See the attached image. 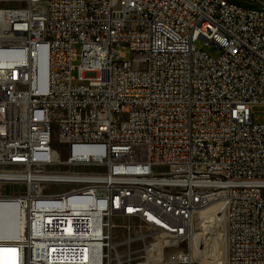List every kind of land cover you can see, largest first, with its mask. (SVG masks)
Segmentation results:
<instances>
[{"label": "built area", "instance_id": "built-area-1", "mask_svg": "<svg viewBox=\"0 0 264 264\" xmlns=\"http://www.w3.org/2000/svg\"><path fill=\"white\" fill-rule=\"evenodd\" d=\"M256 105L263 4L0 0V182L22 186L0 192L16 205L0 249L16 250L12 264H143L161 240L151 264H196L195 216L218 203V264H264Z\"/></svg>", "mask_w": 264, "mask_h": 264}, {"label": "bare ground", "instance_id": "bare-ground-1", "mask_svg": "<svg viewBox=\"0 0 264 264\" xmlns=\"http://www.w3.org/2000/svg\"><path fill=\"white\" fill-rule=\"evenodd\" d=\"M46 82V73H43L41 76V85L44 86ZM210 205L209 207H211ZM16 205L12 202H2L0 204V230L1 233H4V229H6L15 219V215L9 213L10 209L15 208ZM213 208V207H212ZM218 211L221 214L222 217V224H223V230L222 231V238L220 240V250L219 255L213 256L211 254V242L213 240V230L218 228V222L215 218V209L212 210V212L207 213L205 209H200L196 216H195V224L199 225L198 229L199 231H195L191 243V254L193 260L200 261L201 264H211L212 260L215 262H220L222 259L225 258L227 253V244H226V219L224 217V214L221 212V206L218 204ZM218 214V215H220ZM24 224H25V216L24 212L20 213L19 217V229L18 234H21L24 232ZM14 235L17 237V235ZM224 235H225V246H224ZM203 244V246H201ZM163 246V241L158 240L157 243L152 244L151 246H148L149 255L148 260L144 262L143 264H151L149 262L150 260H159L160 255L156 256L155 251L158 248L161 249ZM16 250L8 249V248H2L0 249V264H12L14 262V257L16 255ZM194 260V261H195Z\"/></svg>", "mask_w": 264, "mask_h": 264}, {"label": "rangeland", "instance_id": "rangeland-1", "mask_svg": "<svg viewBox=\"0 0 264 264\" xmlns=\"http://www.w3.org/2000/svg\"><path fill=\"white\" fill-rule=\"evenodd\" d=\"M238 2L242 3V4H263L264 5V1L261 2V1H258V0H237ZM196 46L201 48V49H204L206 50L208 53H210L211 55L213 56H217V53L215 51V49L212 47V46H208V45H205L204 41L202 40H198L196 41ZM78 51H80V46L77 45L75 47ZM126 60H130L131 59V51L130 49H127L126 50ZM76 74V71L74 72ZM254 113H255V118H256V121L257 122H264V105H256L253 109ZM54 126V132H55V139H54V148L56 150H58L61 155H62V158H66L68 156V153L65 151V147L64 145H62L61 143H59L58 141V125H53ZM22 189V186L21 185H18V184H13V183H4V182H0V192H11V191H20ZM66 189H69V186H64V185H57V184H47L45 186V190L46 191H49V192H61V191H64ZM213 207V208H212ZM205 209V211L207 213H210L212 212L213 209H215V218L217 219V222H218V228L214 229L213 230V240L211 242V254L213 256H217L219 255V250H220V240L222 238V231L224 230L223 228V224H222V217H221V214L220 212L218 211V203H214L212 204L211 207H206V208H203ZM220 214V215H218ZM115 222L119 225L121 224H125L127 222H129L127 219H121L119 217H116L115 218ZM132 225L133 226H139L140 225V222L137 221V220H132L131 221ZM195 225V231H199L198 227L199 225ZM225 231V230H224ZM117 235L119 238H123L124 236V231L123 229H118L117 230ZM140 245L136 244L134 247L135 248H138ZM201 246H203V244H201ZM224 246H225V235H224ZM183 248L184 249H187V243H184L183 244ZM195 260V259H194ZM198 264V262L201 264L200 261H197L195 260ZM219 262H215L214 260H212L211 264H218ZM210 264V263H209Z\"/></svg>", "mask_w": 264, "mask_h": 264}]
</instances>
